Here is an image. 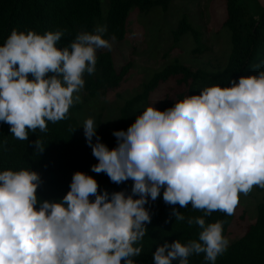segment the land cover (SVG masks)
Here are the masks:
<instances>
[{
	"label": "clouds",
	"instance_id": "clouds-1",
	"mask_svg": "<svg viewBox=\"0 0 264 264\" xmlns=\"http://www.w3.org/2000/svg\"><path fill=\"white\" fill-rule=\"evenodd\" d=\"M106 32V26L96 34L81 32L60 49L62 31L13 30L0 46V122L10 125L16 139L28 140L29 131L47 132V122L67 119L80 102L74 93L83 89L84 74L96 71L97 50H111ZM83 129L98 160L91 170L115 184L132 180L131 195L100 194L93 177L76 172L61 201L40 202L37 172H0V264H135L142 246L134 245L151 223L145 205L162 188L166 204H191L206 216H231L241 193L264 188V71L233 80L231 87H207L165 111L147 107L126 132H113L118 146L112 150L100 142L93 119ZM35 144L44 151L39 139ZM173 215L185 220L175 209ZM223 223L189 218V227L202 229L200 242L165 243L153 254L154 264H189L191 255L201 253L215 264L229 246Z\"/></svg>",
	"mask_w": 264,
	"mask_h": 264
},
{
	"label": "trees",
	"instance_id": "trees-1",
	"mask_svg": "<svg viewBox=\"0 0 264 264\" xmlns=\"http://www.w3.org/2000/svg\"><path fill=\"white\" fill-rule=\"evenodd\" d=\"M171 0H107V12L102 15L100 0H0V46L13 30L27 34L32 31L38 35L47 32L62 31L64 35L57 47L63 49L71 44L81 32L95 33L99 26H106L105 39L120 41L127 33L129 11L136 8L148 13L155 8L166 11ZM222 26L229 31V50L223 65L214 69L196 68L182 63L175 58L154 70L141 88L126 98L118 108V118L114 122V131H127L135 123L138 115L149 107L150 95L158 85L170 82L157 101L156 109L165 111L174 107L176 102L191 95H200L207 87H231V81L237 83L241 77L257 76L264 70V3L260 0H225V16ZM190 33L196 46L192 53H202L200 33L192 26L185 15L177 20L171 29L173 43ZM97 64L94 74L85 73L83 79V100L74 103L69 109L67 119L57 123H48L47 132L37 129L29 131L28 140L16 139L10 131V125L0 122V172L5 170H29L37 172L42 183L37 189L40 202H59L70 191L72 177L76 172H83L93 177L99 185V192L107 191L110 195L125 192L131 195L134 182L128 180L122 184L111 182L105 173L93 172L92 166L98 160L92 155L79 116L83 109V101L114 91L120 86L129 65L116 70L109 51L96 54ZM51 75V74H49ZM29 79H33L29 75ZM98 122V120H97ZM97 128V127H96ZM99 136V128H97ZM41 141L43 152H39L35 142ZM96 138L93 137V143ZM106 146L112 150L118 146L117 138L112 135ZM260 194L256 202V215L252 222L245 223L237 238L229 241L227 251L218 256L215 264H264V188L254 186ZM163 191L157 200H150L146 210L151 215V223H147V233L134 247L142 246L140 256L133 257L135 264H154L153 254L165 243L171 244L180 240L187 244L191 240L199 241L202 229L187 224L189 218L202 217L206 225L223 221V235L229 240L231 227L245 222V213L228 216L214 211L206 216L203 211L194 210L189 204L186 208L179 205H168L163 200ZM94 202L95 197H90ZM139 199V196L134 197ZM38 203L36 209L39 210ZM174 209L181 212L185 220L176 221ZM189 264H211L205 260V254H193ZM122 264L124 262L122 261ZM173 264H179L173 261Z\"/></svg>",
	"mask_w": 264,
	"mask_h": 264
},
{
	"label": "rangeland",
	"instance_id": "rangeland-1",
	"mask_svg": "<svg viewBox=\"0 0 264 264\" xmlns=\"http://www.w3.org/2000/svg\"><path fill=\"white\" fill-rule=\"evenodd\" d=\"M260 1L264 3V0ZM100 2L102 15H105L107 0ZM181 15H185L200 33V44L205 49L202 53L191 52L196 43L190 33L185 34L177 44L173 43L171 29L176 26ZM224 16L225 0H171L166 11L155 8L148 13H142L136 8L130 9L125 38L120 41L110 39L111 50L99 49L96 52L109 51L116 70L127 64L129 68L117 89L83 101L79 116L81 126H84L87 119H93L95 126L99 128L100 142L106 145L114 131L118 108L126 98L141 88L142 82L154 70L175 58L193 69H214L223 65L229 50V31L222 26ZM169 84L170 82L160 83L150 95L147 104L156 108L158 99ZM75 95H79L82 101L83 89L74 93ZM259 197L260 194L254 187L247 196L240 194L236 212L245 213V222L231 227L229 241L240 235L245 223L255 219V207Z\"/></svg>",
	"mask_w": 264,
	"mask_h": 264
}]
</instances>
